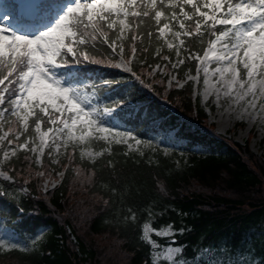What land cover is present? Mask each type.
<instances>
[{"label":"snow or ice","instance_id":"snow-or-ice-1","mask_svg":"<svg viewBox=\"0 0 264 264\" xmlns=\"http://www.w3.org/2000/svg\"><path fill=\"white\" fill-rule=\"evenodd\" d=\"M153 38L158 54L155 67L141 58L148 51L143 48L145 39L151 43ZM165 46L169 55L162 54ZM186 64H195V75L191 69L184 73L193 82L194 96L198 92L205 102L214 97L218 108L224 106L223 100L226 110L240 118L264 120V0H16L0 4V178L4 182L0 196L14 195L18 187L27 190L17 184L12 174L15 167H9L21 150L31 154L25 155L26 162L42 165L45 154L49 159L55 156L54 163L67 156L71 164L77 149L82 161L94 163L111 151L103 147L95 151L92 145L98 141L126 145L129 150L135 144L136 151L141 144L151 146L152 141L141 140L134 131L121 130L122 121L137 108L132 90L137 84L153 91L163 87L165 94L172 87L182 89L186 80L177 70ZM99 66L123 71L111 73ZM102 90L110 107L100 105ZM144 119L154 122L150 109ZM108 164L114 167L112 160ZM5 167L9 170H2ZM75 168L78 176L83 174L79 165ZM86 179L91 182V176ZM156 184L161 192L166 190L159 178ZM110 191L123 197L125 186L118 180ZM109 202L104 200L106 205ZM157 207L149 199L128 204L122 222L139 225L146 217L141 239L150 247V264H192L183 258L186 245L176 240L177 234L184 233L183 226H152ZM153 234L171 239L160 243ZM5 247L22 246L0 237V248ZM198 264L205 262L201 258Z\"/></svg>","mask_w":264,"mask_h":264},{"label":"trees","instance_id":"trees-1","mask_svg":"<svg viewBox=\"0 0 264 264\" xmlns=\"http://www.w3.org/2000/svg\"><path fill=\"white\" fill-rule=\"evenodd\" d=\"M3 2L12 4L11 0ZM143 48L148 51L141 58L155 67V39L151 43L145 39ZM162 54L169 55L166 46ZM170 55L174 60L175 52ZM99 67L111 73L123 71ZM189 69L195 74V64H186L177 70L179 76L186 80L184 73ZM194 91L193 82L187 80L182 89L172 87L167 94L163 87L153 91L138 84L132 90L137 108L122 121L121 130L134 131L143 141L172 130L175 139L183 138L185 144L170 152L153 144H141L136 151L98 141L92 145L96 151L102 147L111 151L94 163L82 161L77 149L71 164L67 156L54 163L56 157L49 159L45 154L42 165H37L26 162L25 155L31 154L21 150L9 167H15L12 174L17 184L27 190L18 187L14 195L0 196V219L27 247L0 248V264H150V247L141 239L146 217L139 225L122 222L124 206L142 204L145 199L158 205L153 227L171 223L176 229L185 228L176 237L178 244L186 245L183 258L208 249L215 257L231 259L250 253L258 264H264V154L254 152L248 140L240 143L215 132ZM101 97V107H110L103 90ZM149 109L154 122L144 119ZM196 145L207 147V152L198 153ZM66 164L70 165L67 169ZM75 165L83 170L82 175H77ZM62 171L65 174L58 175ZM37 172L45 175L38 177ZM86 176H91V182ZM157 178L165 183V191L159 190ZM46 179L56 183L46 187ZM118 180L125 186L123 197L110 191ZM162 208L166 210L161 212ZM153 238L160 243L170 240L155 234Z\"/></svg>","mask_w":264,"mask_h":264},{"label":"rangeland","instance_id":"rangeland-1","mask_svg":"<svg viewBox=\"0 0 264 264\" xmlns=\"http://www.w3.org/2000/svg\"><path fill=\"white\" fill-rule=\"evenodd\" d=\"M0 4L5 5L1 2ZM202 87L203 84L201 85V88ZM196 95L200 97V103L205 110L208 122L213 125L215 132L231 136L234 140L240 143H244L246 140H248L249 147L254 152L258 154H264V120H262L260 117H257L255 120L240 118L234 112H229L226 110L228 107L227 102L222 100L224 106L218 108L214 102V97H210L205 102L203 97H201L198 92H196ZM161 139L164 140L163 144L158 143ZM150 141H152L154 146L161 147L164 150L167 149L168 152L179 147L180 144H185V140L183 138L175 139L174 131L172 130H169L168 132H158L157 134H154L153 137H151ZM135 148H137V146L133 144L132 149ZM194 148L198 153L207 152V147L205 146L196 145ZM60 151L63 152L64 150L61 149ZM45 181H48V183L45 184ZM45 181L44 185L46 187H51L56 183H53V181H55L53 179H46ZM0 237L8 239L14 243H19L23 248L27 247L26 244L20 241L13 229L6 226L1 221V219ZM193 258L189 259L192 261V264H198L201 258L205 264H258L257 261L251 257L250 253H245L244 255L231 259L224 258L222 255L215 257L208 249H204Z\"/></svg>","mask_w":264,"mask_h":264}]
</instances>
